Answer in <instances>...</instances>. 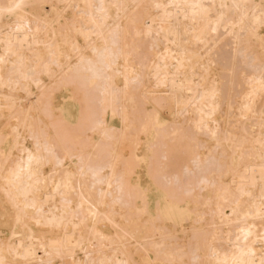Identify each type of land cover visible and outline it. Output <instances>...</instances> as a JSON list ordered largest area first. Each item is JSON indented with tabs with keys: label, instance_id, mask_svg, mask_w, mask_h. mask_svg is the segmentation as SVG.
<instances>
[{
	"label": "bare ground",
	"instance_id": "obj_1",
	"mask_svg": "<svg viewBox=\"0 0 264 264\" xmlns=\"http://www.w3.org/2000/svg\"><path fill=\"white\" fill-rule=\"evenodd\" d=\"M0 264H264V0H0Z\"/></svg>",
	"mask_w": 264,
	"mask_h": 264
}]
</instances>
